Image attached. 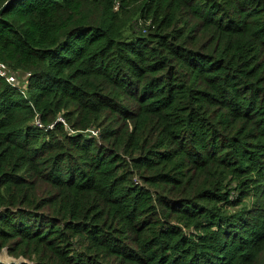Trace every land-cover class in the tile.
Instances as JSON below:
<instances>
[{
	"label": "trees",
	"instance_id": "1",
	"mask_svg": "<svg viewBox=\"0 0 264 264\" xmlns=\"http://www.w3.org/2000/svg\"><path fill=\"white\" fill-rule=\"evenodd\" d=\"M0 63L10 264H264V0H0Z\"/></svg>",
	"mask_w": 264,
	"mask_h": 264
},
{
	"label": "built area",
	"instance_id": "2",
	"mask_svg": "<svg viewBox=\"0 0 264 264\" xmlns=\"http://www.w3.org/2000/svg\"><path fill=\"white\" fill-rule=\"evenodd\" d=\"M18 74L20 76L21 73H18ZM0 76L2 78H4L9 84H11L17 88H20L22 91L25 90V87H26L27 82H28V77H29V75L24 74V81L25 82L23 84H20L19 78L17 77L16 73H12L6 65L1 64V63H0ZM38 125L41 127V125L39 123H38Z\"/></svg>",
	"mask_w": 264,
	"mask_h": 264
},
{
	"label": "rangeland",
	"instance_id": "3",
	"mask_svg": "<svg viewBox=\"0 0 264 264\" xmlns=\"http://www.w3.org/2000/svg\"><path fill=\"white\" fill-rule=\"evenodd\" d=\"M16 75L19 78L20 84H23L25 82L24 81V74H20V76H19V74L16 73ZM0 262L5 263V264H10V263H21V262H24V260L14 259V258L10 257L5 251H3L0 253Z\"/></svg>",
	"mask_w": 264,
	"mask_h": 264
}]
</instances>
